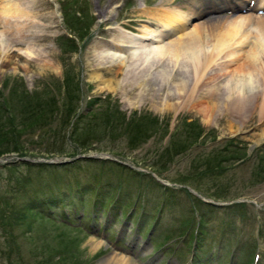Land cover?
Segmentation results:
<instances>
[{"label": "rangeland", "instance_id": "374dc122", "mask_svg": "<svg viewBox=\"0 0 264 264\" xmlns=\"http://www.w3.org/2000/svg\"><path fill=\"white\" fill-rule=\"evenodd\" d=\"M2 1L5 0H0V39L9 46L8 58L0 59V125L3 130L7 134L8 130H13L9 136L17 131L6 120L9 116L13 117L17 129L21 128L19 122L26 123L23 125L26 128L32 121L23 117V102L34 98L65 102L66 80L73 78L66 93L75 95L79 90L71 101L77 113L83 114L79 126L95 125L100 135L91 149L75 150L74 157L67 156L74 152L75 146L70 143L58 116L46 120V134L25 135L20 145L24 150L22 154L11 152L0 156V209H19L31 197L43 195L42 187H33L38 181V172L31 165L80 160V167L74 170H58L69 179L76 173L83 183L89 181L90 189L86 196L72 195L70 207L65 205L62 209L67 215L70 208L72 218L78 219L72 225L81 230L74 235L78 239L75 238L69 250L71 256L61 264H101L113 253L129 260V264H252L256 254V263L264 264V52L251 58L245 52L233 53L228 47L221 51H201L195 75L194 62H189L188 57L192 52L152 55L151 61L146 63V56L132 55L125 47L128 43L122 34L116 32L122 28L139 34L149 20L158 21L157 16L162 15V11L186 9L191 0H171L170 4L166 0H74L71 3L70 0H13L15 3L7 5ZM63 4L68 11L75 5L72 12L80 7L89 12L93 19L89 36L79 39L75 37L77 33L67 29L62 16ZM234 12L244 16L255 14L244 9L213 14L209 11L189 28L201 23L207 27L209 44L214 43L228 29ZM257 14L255 16H264V11ZM4 16L18 18L22 23L20 30L4 26L7 24ZM66 35L74 36L77 45L69 55L63 54L61 49L65 47ZM172 40L174 38L170 37L165 42ZM110 52L121 54L124 66L106 60L104 56ZM250 64L253 66L249 67ZM233 70L244 74L248 80L249 77L257 79L256 83L253 81L259 89L243 96L241 110L233 114L229 105L228 110L218 111L211 118L204 110L217 103L215 91L225 96L222 86L226 74ZM179 84L180 89L174 90ZM106 113H111L112 128L104 123ZM35 114L38 117V110ZM148 120H156L146 131L148 137L135 147L128 145L131 133L135 135V130L140 129L135 125L142 124V128H146ZM130 122L133 125H129ZM59 127L56 134L59 137H53L50 129ZM176 147L183 151L175 154L172 150ZM223 153L227 157L239 155L241 159L228 161V168L221 175L201 176L204 160ZM102 154L111 160L104 159ZM165 154L164 162L169 155L170 160L162 167L161 157ZM89 156L94 158H87ZM19 158L32 162L17 161ZM84 160H93L96 164H83ZM13 166L17 168H11ZM99 172L101 176L93 179ZM182 182L185 186L180 184ZM183 187H189L212 204L199 198V202L195 201L181 191ZM217 188L223 191V199L214 197ZM240 200L246 202L240 206L234 203ZM7 202L9 204L2 207V203ZM45 221L38 217L27 232L29 235H25L19 225L10 229L0 227V264H6L1 254L9 249L12 241L11 236L4 234V229L12 233L13 239L17 237L11 247L12 256L18 253L24 264L42 263L51 254L61 251V243L70 236H62V229L50 232V224ZM63 221L69 224L61 218L60 222ZM58 233L61 236L53 238ZM45 235L52 238L46 239ZM92 243L98 244V248L93 249Z\"/></svg>", "mask_w": 264, "mask_h": 264}, {"label": "trees", "instance_id": "16d2710c", "mask_svg": "<svg viewBox=\"0 0 264 264\" xmlns=\"http://www.w3.org/2000/svg\"><path fill=\"white\" fill-rule=\"evenodd\" d=\"M71 2H74V0L69 1V3ZM74 6L75 5H73L71 9L69 8V11H68V8L65 6V4H63L61 6L62 16H63V21L65 25L67 26V29L77 33V36L75 37L80 39V37H82L83 35L89 36L90 31H91V25L93 24V19L91 18L89 12L84 7H80L79 8L80 10L72 12L71 10ZM85 10H86V14H84L83 12ZM65 38L66 39H64V42H63L65 44V47L61 48L63 54L69 55L71 53H74L77 47V45H75V40L71 38H67V37ZM72 81H73V78L66 80V84H65L66 91L69 89V85L72 83ZM76 86H78L77 82H76ZM66 91H65L66 101L63 103H60L58 99H54V98H50L46 102L43 100L35 99V98L32 101H28L26 103L23 102L21 105L24 108L23 117L25 116V120H28V118H30L32 119V121L28 124L26 128L23 126L26 123L19 122L21 128L17 129V127L13 123V117L9 116L8 119L6 120L10 122L9 123L11 124L10 127H14V130L15 129L17 130L16 131L17 134L13 132L10 136L9 134L13 130L12 131L8 130L9 134H7L3 130L4 129L3 126L0 125V156L6 153H11V152L19 153V155L22 154L24 150L21 149L22 147H20V145L24 141V136L31 135L32 137H35L36 132L46 134L47 132L45 130L46 129L45 126L47 123L46 120L47 119L53 120L57 116H58V121L63 123V130L65 133L68 134V139L70 140V143L71 142L74 143V146H75L73 148L74 152L67 154V156L71 155L69 157H74L76 154L75 150L77 151L78 149L84 152H87L89 149H91L93 143L97 141L98 135H100L97 133V127L95 125H90V124L86 125V127L79 126L80 118L83 116V114L77 113V110L75 106L73 105L74 103L71 102L73 99L75 100V98L77 97V92H79V90L78 89L76 90L75 95L68 93V92L66 93ZM37 110L39 114H38V117L37 116L35 117L36 115L35 113L37 112ZM110 115L111 113H108V114L106 113L104 115L105 116L104 123H106L108 127L112 128L114 124L111 122ZM155 121L148 120V126L146 128H142V124L135 125L136 127L140 126V129L137 128L135 130L134 132L135 135L131 133L132 135H130L128 145L132 147L134 145L140 144L141 142H144L145 137H148L149 135L146 133L148 127L154 124ZM131 123L132 122H130L129 125H133ZM59 129L60 127L57 129H50V133L53 135V137H59V135L58 136L56 135L58 134ZM62 137H65V135L62 134ZM172 151H174L175 154H178L183 150L182 148L176 147ZM166 152L169 153V150H167ZM223 152L225 153L226 151H223ZM224 153L222 156L215 154L212 157H207L203 162L204 169L202 173H200L201 176L203 175L205 177H210V176L216 177L218 175H221L228 168L226 166V163L228 161L232 162L233 159L234 160L241 159V156L239 155L237 156L235 154H231L227 157L224 155ZM165 157H166V154L164 155V157L163 155L161 157L163 158L162 159L163 162H164ZM169 160H170V155L169 157H167L166 161L163 164L161 163V166L163 165L162 167H166L167 163H169ZM71 162L60 163V164L39 163L37 165H31L30 167H36L37 172H38V175H37L38 181L37 183L33 185V187H37V188L42 187L43 189L41 191H44L43 195L39 198L31 197L28 200V202H26L19 209H15L13 207L12 208L7 207L6 209H2V208L0 209V227L2 228L8 227L10 229L11 227L19 225V226H22L23 230L25 231L24 234L26 235L28 234L27 232H30L31 228L34 227L35 225L34 222L37 221L38 217H41V218L46 219L45 222H47L48 225L50 224L49 226L51 228L49 229L50 232H52V230L59 232V230L62 229L60 231L61 232L60 234L62 236L63 235L65 236L66 234L70 236V237L65 236V237H68V239H65L64 241L65 244L61 243V246H63L61 248V251H57L55 254H51L50 256L47 257V259L45 258L44 262L42 263H39L38 261H34L32 264H48L47 262L49 261L51 262V264H58V261H61L59 264L65 262L67 258L71 256V255L69 256V250L72 249L71 246L74 244L75 238L78 239L77 236L75 237L74 235H77L76 232H78L81 229H78V227H75L72 225V223H76L78 219L72 218L71 213H70V208L67 211V215H65L66 213L62 209L65 205L66 207H70L69 201L72 198V195H75L78 198L82 196H86V194L88 193V189H89V186L87 184L89 181L83 183L81 179L82 177L78 176L76 173H73L72 177L69 179L67 178V176L64 177V175L61 174L60 171H58V170L66 169V168H72V170H74L80 167L79 166L81 162L80 160L71 161ZM91 162H93L94 164H91ZM24 164H27V163H24ZM83 164L95 165L96 162L93 160H84ZM11 168L16 169L17 167L13 166ZM122 169L126 170V168H123V167ZM129 172L135 173V171H129ZM136 173L139 175H143L140 172H136ZM41 174H43L45 177L42 178L43 175ZM100 176H101V173L99 172L97 174V177H95V175L93 176V179L98 178ZM133 176L135 177V174ZM40 181H44V182L41 183ZM214 182L215 181H213V183ZM184 183L185 182H182L180 184L184 185ZM22 184L25 185L24 183ZM121 188L122 187H120V189ZM184 190L191 197H193L185 188ZM215 192H216L214 193L215 198H221V199L224 198V194L221 189L217 188ZM193 199L199 202V199H197L196 197H193ZM65 202H68V203L65 204ZM7 204L9 203L8 202L2 203V207ZM240 205L242 204H238V206ZM76 215L77 213L74 214V216ZM61 218L69 222V224H67L64 221L60 222ZM3 232L9 237L11 236L12 241L10 243L11 246L9 247V249L7 251H2L1 257H4V259L7 260L6 264H24L22 263V261H20L18 253L15 257L12 256L11 247L12 245H14V241L17 237L13 239L12 233L11 232L7 233V230L5 229L3 230ZM61 235H59L58 233L56 236L53 235L54 236L53 238L60 237ZM44 237L46 239L52 238L51 235H45ZM73 251L74 250H72L71 252ZM56 256H59L60 259L56 260L55 259ZM72 258H75V256L72 255Z\"/></svg>", "mask_w": 264, "mask_h": 264}, {"label": "bare ground", "instance_id": "6f19581e", "mask_svg": "<svg viewBox=\"0 0 264 264\" xmlns=\"http://www.w3.org/2000/svg\"><path fill=\"white\" fill-rule=\"evenodd\" d=\"M163 1H165V0H163ZM256 1H257V4L254 5V0H191L189 3V7L186 9H182L180 7V8H171L168 10H164V11H162V15L157 16L158 21L149 20L148 25L149 24H150V26L152 25V27L155 28V29L153 28L154 30L149 29L148 28L149 26L147 25L148 26V27L146 26L147 28L144 26L142 27L143 30L141 32H139V34H131L128 31L123 30L122 28L118 29L116 32H117V34H122L123 39H125L126 42L128 43V45L125 47L132 53V55H134L136 57V55L138 56L139 53H142L143 55L146 56V59H147L145 61L146 63L151 61L152 55L160 56L162 53H169V52H171L173 54L179 53V52H185L184 54H188V53L192 52L188 57L191 58V60H189V62H192V61L194 62L195 75H196V66L199 65V62L197 60V57H199L198 52L202 51L204 53H207L208 51L214 52V50L215 51H221L222 48L225 49V47H228V49L233 50V53L245 52V53H248V55L251 56V58H254V57H256L257 54L264 52V16H255V15H258L257 13L264 11V0H256ZM13 2H14L13 0H8V1L5 0V1H2L1 3H4V5H7V4H10ZM170 2H171V0H166L167 4H170ZM19 3H17V4H19ZM243 9L246 12H251V13H255V14H250L249 16H244L242 14L238 15L237 13L234 12V14H232V16H234V17H231L230 18L231 20L228 23V29L224 30L223 36L216 38L215 42L213 41L214 43L209 44L211 41L208 40L210 38L207 36V27H205L204 25L202 26L201 23H195V26H192V28H189V27H191V23L193 21H197V19L199 20L201 15H203V14L207 15V13L209 11H212V14H213V12L222 11V10L240 11ZM4 14H7V11H5ZM12 15H13V13H12ZM164 15H166V18ZM4 17H6L5 21L7 23L4 26H14L17 28V30H20L19 28H20V26H22V23L18 18H15L12 16H8V17L4 16ZM163 21H167V22L165 23ZM218 23L220 24V22H218ZM252 25H253V27H252ZM216 28H219V26L218 27L216 26ZM4 31H6V30L4 29ZM252 33H254V35H252ZM170 37L174 38V40H172V42L171 41L165 42V40L170 38ZM158 44H160V45H158ZM230 50H228V51H230ZM194 51H195V53H194ZM8 52H9V46L6 44V42L3 39H0V59H2V58H4V60L7 59L8 58ZM110 53H107L104 56V58H106V60H108V61L111 60L110 62H112V63L115 62V63H119L122 66H124V64H123L124 63V57L121 54H119L118 52L117 53H111V54ZM222 53L224 54V52H222ZM230 54H232V53L230 52ZM215 55H216V53H215ZM211 56H214L213 53ZM161 58H163V56ZM178 58L181 59L182 57L181 58L178 57ZM101 59H103V58H101ZM167 59H169V58H167ZM179 59H178V63L180 61ZM236 60L237 59H235V61ZM242 60H241V62H242ZM261 60H262V58H261ZM154 61H152V64L155 63ZM200 61H201V59H200ZM206 61H207V57H206ZM185 62H187V61H185ZM214 62H216V61H214ZM218 62H219V60H218ZM207 64L209 65V63H207ZM212 65H214L213 61H212ZM217 65H219V64H217ZM236 65H238V64L236 63ZM222 66L224 67V65H222ZM252 66L253 65L250 64L249 67H252ZM115 67H118V66H115ZM176 67H177V64H176ZM220 68H221V66H220ZM225 68H226V66H225ZM227 68H228V66H227ZM205 69H206V67H205ZM257 69H258V67H257ZM143 70H144V68H143ZM113 72H114V70H113ZM139 73H140V71H139ZM242 73H244V72H242ZM253 79H254L253 77H249V80H248V79H246V76L244 74H241L240 72L235 71V70H233V72H231V73L230 72L227 73L225 82L222 86L223 89H225L224 90L225 96H221L217 93V91H215L214 95H215V98L217 99L218 104L215 102L211 107H207L204 111L207 113V115H210V117L212 118L218 111L224 112L225 108H227V110H228L229 105L231 107L229 109L231 110V112L233 114L236 113L237 109L241 110L240 103L243 100V96L251 94L249 92H253V91L256 92V90L259 89V87L255 86ZM165 80H167V77H165ZM254 80L256 83L257 79H254ZM117 85H118V82H117ZM180 85L181 84H179L177 86V88L174 90L178 91L180 89V87H179ZM257 93H258V91H257ZM180 94H184V92L180 93ZM235 96H237V97H235ZM188 97H189V95H188ZM233 99H235V100H233ZM262 140H264V136H263ZM92 246H93V249L98 248L97 247L98 244H96V243H92ZM101 264H129V260H127V259L125 260L124 257H119V255L113 253L111 256L106 258V260H104V262H102Z\"/></svg>", "mask_w": 264, "mask_h": 264}, {"label": "water", "instance_id": "95a60500", "mask_svg": "<svg viewBox=\"0 0 264 264\" xmlns=\"http://www.w3.org/2000/svg\"><path fill=\"white\" fill-rule=\"evenodd\" d=\"M101 156H103V158L104 159H109V160H111V158L108 156V155H106V154H102ZM87 158H94L93 156H89V157H87ZM101 159V158H100ZM17 161H21V162H32V161H30V160H27V159H23V158H19V159H17ZM49 163H53L52 161H50ZM238 202V201H237Z\"/></svg>", "mask_w": 264, "mask_h": 264}]
</instances>
